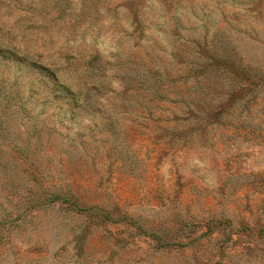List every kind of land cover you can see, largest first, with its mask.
Masks as SVG:
<instances>
[{"label":"rangeland","instance_id":"1","mask_svg":"<svg viewBox=\"0 0 264 264\" xmlns=\"http://www.w3.org/2000/svg\"><path fill=\"white\" fill-rule=\"evenodd\" d=\"M0 48V218L59 196L0 264H264V0H0Z\"/></svg>","mask_w":264,"mask_h":264},{"label":"trees","instance_id":"2","mask_svg":"<svg viewBox=\"0 0 264 264\" xmlns=\"http://www.w3.org/2000/svg\"><path fill=\"white\" fill-rule=\"evenodd\" d=\"M0 50H2L0 48ZM1 52V51H0ZM8 53V55H7ZM1 54V53H0ZM4 56H12L14 59H19L17 57V55L14 52H11L9 49L4 51ZM32 66L38 68L40 71H43L45 73V75L49 76L50 78L53 79V84H52V88L54 91V96L58 99V98H66L68 99L73 105H76L77 100H78V92L74 91L69 85L64 84L62 82H59V80L57 79L56 75L53 73V71L45 64L36 62V61H32L31 63ZM1 89H3L5 87V85L2 84L0 85ZM20 111L25 112L24 109V105L21 104L20 105ZM27 114V113H26ZM38 127L36 123L31 124L30 125V133H35L38 130ZM39 131V130H38ZM34 162V161H33ZM30 178H32V181L35 182L34 180L38 181L37 176L31 174ZM29 190V192H32V188H28L27 191ZM33 196V195H32ZM32 196H30V200L29 202L25 205V209L23 210L22 213H19L18 215H16L15 217H13V219H1L0 218V239L2 238L1 236V228L4 227V225L8 222V223H12L15 222L17 219H19L21 216H23L25 210L30 209L32 206H34L35 204H37L38 202H40L42 200V202H45L44 200H48V201H53L55 200V198H59V196H55V197H50V194L45 195V197L42 199L41 196H37L35 199H32ZM46 198V199H45ZM10 212V211H9ZM8 212V213H9ZM8 215V214H7ZM6 215V216H7Z\"/></svg>","mask_w":264,"mask_h":264}]
</instances>
